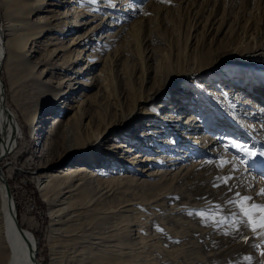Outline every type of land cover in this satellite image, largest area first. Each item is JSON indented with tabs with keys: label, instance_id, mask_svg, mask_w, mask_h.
I'll list each match as a JSON object with an SVG mask.
<instances>
[{
	"label": "rangeland",
	"instance_id": "1",
	"mask_svg": "<svg viewBox=\"0 0 264 264\" xmlns=\"http://www.w3.org/2000/svg\"><path fill=\"white\" fill-rule=\"evenodd\" d=\"M32 1H26V4ZM123 2L118 6L119 9H109L97 7L105 4L106 0H86L85 7L92 9H84L89 12L81 19L95 21L79 31L66 25V29L70 28L66 35L50 33L32 39L28 49H18L19 52L12 56L8 66L3 65L1 70L6 88L9 89L8 106L20 126L17 135L19 148L5 164L14 162V165L9 166L12 170L9 183L17 202L18 219L20 225L31 232L37 241L41 252L40 264H51L49 204L40 195L41 173L65 166L64 161L72 150L79 152L86 147L94 152L99 144L111 148L125 141V134L109 129L110 126L119 123L123 112L132 110L138 96L152 94L158 87H163L172 72L190 77L207 67L206 75L198 76L193 82L189 80L184 85L182 81L178 82L176 89L187 98L179 97V92L174 95L181 98L182 103L188 104L187 110L211 116V127L215 128L213 133L226 137L224 142L233 153L244 155L233 144L251 143L253 139L248 137L250 130L259 133L257 140L263 141L257 150L251 152L260 157L259 153L264 150V130L257 129L256 124L261 120L255 118L257 109L254 108L255 104L250 103L255 101L264 108V61H247L242 59L245 58L243 56L230 57L240 45L251 47L264 44V0ZM69 6L62 10H68ZM38 14L40 12L25 15V21L30 19L33 22ZM90 29L98 31L97 37L108 35L104 39L108 44L99 45V40L92 42L91 60L84 62L87 60L85 57L82 63L72 65L74 70L81 65L85 67L80 78L73 79L74 70L63 69L58 64L61 56L70 58L60 48L67 49L73 36H80ZM143 35H148L149 40L146 41ZM55 36L57 39H52ZM153 36H160L159 40H151ZM23 56L29 57L26 63L21 59ZM148 56L152 66V81L146 84ZM46 66L55 70H48L43 75ZM81 79L93 83L74 94L69 91L67 98L58 100L55 106L61 111L70 106L68 111L56 114V120L37 122L36 132L31 135L25 121L26 114L36 115L40 104L54 99L60 91L67 90L70 83L76 86V82ZM233 88L242 94L225 93ZM217 92L223 97L217 98ZM47 114L51 113L46 111ZM213 120L217 123L213 124ZM129 142L126 141V144ZM130 145L133 146V143ZM136 149L137 153L141 151V148ZM39 151H42L41 157ZM115 151L118 154L120 151V156L126 154L124 147ZM134 154L128 153L127 156L132 155L133 158L137 155ZM192 155L193 158L183 165H189L190 162L200 165L203 162V158ZM83 158L84 155L69 164H88L91 167V161L82 162ZM112 162L101 160L98 164L101 172L110 174V169L113 170L110 176H100L98 179L107 191L104 198L99 200L105 199L112 206L127 202L138 207L143 215L154 211L163 218H152L148 227H144L145 236L150 244L153 243L150 249L151 253L154 251L151 254L152 264H264V233L259 229L252 230V224L264 221V211L251 206L254 203L264 207V196L257 195L264 187L258 180L253 183L252 179H243L238 173L240 171L235 169V163L211 164L207 160L198 169L197 182L186 183L183 176L186 168L182 175H176L174 195L164 203V184L158 187V178L151 176L161 168L160 164L149 165L145 168L147 171H143L145 173L137 171L139 166L134 170L127 169V182L123 179V183L114 185L108 184V180L124 173L125 168L119 167V164L113 166ZM232 170L235 171V183L231 179ZM176 172L178 170L173 174ZM189 194L193 198L201 196L200 201L206 205L191 211L182 210L173 219L165 216V204L168 208L173 204L187 207ZM244 195L252 199L241 201ZM151 199L157 200L154 208L149 205ZM192 202L197 204L194 200ZM158 203L162 204L161 207ZM244 209L248 210L249 216L243 214ZM129 214L120 212L122 216ZM135 217L130 216L131 219ZM131 219L128 217L126 222ZM134 229H138V226ZM136 235L140 238L137 231L131 234L134 238ZM156 244L155 248L153 245Z\"/></svg>",
	"mask_w": 264,
	"mask_h": 264
},
{
	"label": "bare ground",
	"instance_id": "2",
	"mask_svg": "<svg viewBox=\"0 0 264 264\" xmlns=\"http://www.w3.org/2000/svg\"><path fill=\"white\" fill-rule=\"evenodd\" d=\"M26 1L28 0H0V264H40L39 255L41 253L34 235L25 230L18 219V206L9 183V178H11L9 173L12 171L9 166L14 165V162L5 164L19 148V146L17 147V135L20 126L8 106L9 89L6 88L5 81L1 76L2 67L3 65L8 66L12 56L19 52L18 49L26 51L32 39L50 33L66 35L70 30V28H65L66 25L79 31L96 20L81 19V16L85 17L89 12L84 9H90L85 7L86 0H34L30 4H26ZM121 3L125 2L123 0H106L105 4L97 5V7L119 9L118 6ZM77 4L78 6H76ZM67 5H70L68 10H62ZM83 10L85 12L80 14ZM37 12L40 14L33 22L30 19L25 21V15L30 16ZM92 15L96 16V14ZM138 21H142V19ZM97 36L98 31L92 29L80 36H73L67 49L60 48L64 49L61 51H64L66 56L70 55L67 56L70 58L61 56L59 66L72 71L75 69L72 68V65L82 63L81 61H84L85 57L87 60L84 62L91 60L92 42L99 40V45L108 44L107 41H104L108 35ZM143 37L146 41L149 40L148 35H143ZM159 37L153 36L151 40L158 41ZM52 39H57V36ZM78 45L85 46L76 47ZM148 57L147 62L150 60V56ZM230 57H239L247 61H264V44L251 45V47L240 45L233 50ZM21 59L26 63L29 57L23 56ZM69 61H71L70 65H68ZM61 68L60 70H62ZM51 69L55 70L46 66L42 74H46ZM206 69L207 67L194 72L190 77L172 72L163 87H158L152 94L138 96L132 110L128 113L123 112L119 123L109 128L116 130L117 133L125 134V139L123 138L125 141L118 142V146L108 148L99 144L94 152L86 147H83L79 152L72 150L68 153L67 160L64 161L65 166L41 173L40 195L49 204L51 264H152L153 262L151 254L154 251L151 253L150 250L153 243L150 244L145 236L147 234H145L144 227H148L147 224H150L152 218L159 220L163 218L154 211L143 215L138 207L127 202L112 206L105 199L99 200V198H104L107 193L102 181L99 182V177L110 176L113 173L112 169H110V174L101 172L98 165L101 160H111L113 166L119 164V167L125 168L124 173L108 180V184L114 185L123 183V179L125 180L127 177L125 175L127 169L134 170L139 166L137 171L145 173L143 171H147L145 168L149 165L160 164L162 170L152 172L151 176L158 178L156 181L158 187L164 184V203L174 195V183L178 177L176 175L178 173H180L178 175H182L187 168L183 175L186 183L187 181L197 182L199 179L198 169L207 160H210L211 164L233 162L237 167L235 169L240 171L238 173L243 176V179H252L253 183L258 180L264 187V158L255 155L248 157L239 150L237 151L244 155L233 153L229 145L224 142L227 140L226 137L213 133L215 128L211 127V116L206 117L202 112L189 111L187 110L188 104L181 102V98H187V96L182 95L179 89H176L178 82L182 81L183 85L189 80L193 82L198 76L206 75ZM84 70L85 67L82 65L79 69L74 70L75 78L73 79L78 80ZM145 71V82L149 84L152 79V66L149 62ZM53 72L55 73V71ZM42 74L39 76L41 77ZM92 83L82 79L76 82V86H72L70 83L67 90L60 91L54 99L40 104L36 115L27 113L25 121L29 125L31 135L36 132L37 122L51 121L56 118V114L68 111L70 106H67L65 111H61V108L55 106L58 100L67 98L69 91L74 94ZM233 89L226 90L225 93L227 95H233L235 92L238 95L242 94L236 88ZM178 92L181 94L179 96L181 98L174 95ZM215 95L218 96L217 98L223 97L218 92ZM250 103L255 104L254 108L257 109L255 118L261 120L256 126L258 130L262 131L264 130V108L255 101ZM46 111L51 114L46 115ZM214 122L217 123L213 120L212 123L214 124ZM138 127L141 128L138 129ZM248 135L253 141L243 145L249 151L257 150L259 148L257 146L263 143V141L257 140L260 134L250 130ZM126 141L130 142L126 144ZM131 143L133 146L130 145ZM122 147L126 154L120 156V151L118 154V151L115 150ZM136 147L141 148V151L137 153ZM39 152L38 155L41 157L42 151ZM133 152H135L134 155L137 154L135 157L127 156L128 153ZM158 154L162 156L156 157ZM192 154L203 158V162L200 165L194 162L183 165L191 157L193 158ZM82 155H84L82 162L89 159L91 167L88 164L78 166L69 164L74 159L81 158ZM177 170L178 172L173 174ZM233 172L235 171L232 170L231 179L235 183ZM170 177L172 179H169ZM125 181L127 182V179ZM192 196L189 194L187 207L173 204L171 208H168L165 204V216L173 219L182 210L191 211L206 205L200 201L201 196H194V198ZM193 200L197 202L196 205L192 202ZM155 204H157L156 199L149 200L150 207L154 208ZM158 205L161 207L162 204L158 203ZM121 211L129 212L131 215L122 216L120 215ZM132 215L136 217L131 219ZM128 217L131 221L126 222ZM135 226H138V229H134ZM134 231L138 232L140 238L137 235L135 238L131 236ZM153 246L156 248L157 244ZM152 249L154 248L152 247Z\"/></svg>",
	"mask_w": 264,
	"mask_h": 264
},
{
	"label": "snow or ice",
	"instance_id": "3",
	"mask_svg": "<svg viewBox=\"0 0 264 264\" xmlns=\"http://www.w3.org/2000/svg\"><path fill=\"white\" fill-rule=\"evenodd\" d=\"M233 146L235 148H237L239 151L244 152L245 155H247L248 157H252V156L255 155L253 152L249 151L243 144H236V143H234ZM259 156L260 157H264V150H262L259 153ZM225 183H227V181H225ZM229 190L232 191V189H229ZM236 195L239 196L240 194L239 193H236ZM257 195L264 196V189H262ZM251 199H252V197L247 196V195H244V196L241 197V201H249ZM251 206H252V208L260 207V210L261 211H264V207L258 206V205L254 204V203ZM243 214L245 216H249L248 210L247 209H244ZM201 215H203V214L201 213ZM257 229H259L262 233H264V221H262L259 224H252V230L253 231H256ZM262 254H264V253H262Z\"/></svg>",
	"mask_w": 264,
	"mask_h": 264
}]
</instances>
